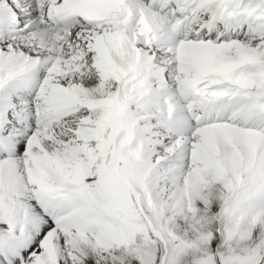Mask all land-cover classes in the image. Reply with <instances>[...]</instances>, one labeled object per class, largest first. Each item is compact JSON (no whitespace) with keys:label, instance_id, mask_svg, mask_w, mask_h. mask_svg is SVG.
<instances>
[{"label":"snow or ice","instance_id":"6c2138e0","mask_svg":"<svg viewBox=\"0 0 264 264\" xmlns=\"http://www.w3.org/2000/svg\"><path fill=\"white\" fill-rule=\"evenodd\" d=\"M0 264H264V0H0Z\"/></svg>","mask_w":264,"mask_h":264}]
</instances>
